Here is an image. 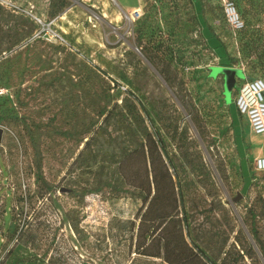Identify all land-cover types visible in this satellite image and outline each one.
I'll list each match as a JSON object with an SVG mask.
<instances>
[{
	"label": "rangeland",
	"instance_id": "rangeland-1",
	"mask_svg": "<svg viewBox=\"0 0 264 264\" xmlns=\"http://www.w3.org/2000/svg\"><path fill=\"white\" fill-rule=\"evenodd\" d=\"M232 1L243 32L215 0H144L135 20L125 6L137 0H69L52 18L50 0H0V264H168L141 254L161 248L149 236L137 249L151 197L147 137L161 138L172 179L181 178L186 221L171 229L213 264L242 263L232 244L236 235L253 244L264 134L233 100L244 80L264 78V0ZM31 6L68 46L32 39ZM227 62L241 73L225 95L212 68ZM38 166L51 186L42 197ZM256 223L264 231V219ZM153 226L144 222L143 235Z\"/></svg>",
	"mask_w": 264,
	"mask_h": 264
},
{
	"label": "trees",
	"instance_id": "trees-1",
	"mask_svg": "<svg viewBox=\"0 0 264 264\" xmlns=\"http://www.w3.org/2000/svg\"><path fill=\"white\" fill-rule=\"evenodd\" d=\"M69 4V0H50L49 8L51 18L55 17L57 14H60V12H62L66 7H68ZM245 30L246 26L244 24V28L239 32H243ZM227 58L230 62L234 60L232 57L229 56ZM228 63L229 62L221 65L230 66ZM105 113V110H103L101 115H104ZM165 131L168 132V129H166ZM145 141L146 142L142 148L144 159L146 162L147 155L150 160L149 172L146 167L145 169L147 171V174L152 175V182L149 183V190L148 194L145 196V200L146 198L148 200L149 194L151 197L149 198L148 205L146 206L144 212L141 214L140 217V222L138 226L139 234L137 235L136 240L137 249L143 247V245L141 244L142 238H144V236H149L151 239L150 243L156 240L161 245V248L153 254H147L144 251H142L141 254L162 258L168 264H213L209 260V258L201 251V249L198 248L195 244H188L184 242L183 235L180 230L174 231L171 229L170 224H174V222L176 224L177 221L178 223L186 221L184 209L181 208L180 210H178V207L180 206V204H182L181 194L177 189V187L180 186L181 178L178 176V173L174 172L173 175L175 176L176 182L173 181L172 174L169 172V166L172 161L169 158V163L165 162L164 158L162 157V155L168 154L166 152V145L161 141V138L158 137L157 140H154V138L147 137ZM154 154H156V159L154 157ZM79 155L80 153L78 154V156ZM78 156L76 159H78ZM156 161L158 165L162 166L161 176L163 177V181L158 179V176L156 174ZM34 175L35 182L39 188L37 197H42L49 193L51 186L44 178L42 170L39 166L37 167V170ZM152 186L153 194L151 195ZM165 186V189H168V191L161 195V188ZM89 191L90 190L87 188H82L83 195H86L87 193H89ZM158 201H162L164 205L160 206L158 212L151 214L150 208H152V206ZM253 207L254 208H251L249 210L251 218L249 231L253 244L249 243L244 237L240 238L238 235H236L235 237V242L233 243L234 245L232 244L233 248H235L236 246L238 247L236 253L239 256V261L242 262L241 264H264V231H262V228L256 223L257 219H264V206ZM182 213L183 216L182 218H180V215ZM146 221L154 223L155 226H153L150 233H147L146 231L143 235L144 231H142V224ZM181 241L183 242V249L177 247V242ZM228 256L229 253L227 251L223 258V262H225V259ZM245 259H248L249 263H246Z\"/></svg>",
	"mask_w": 264,
	"mask_h": 264
},
{
	"label": "built area",
	"instance_id": "built-area-1",
	"mask_svg": "<svg viewBox=\"0 0 264 264\" xmlns=\"http://www.w3.org/2000/svg\"><path fill=\"white\" fill-rule=\"evenodd\" d=\"M221 7L225 20L233 32H238L244 28V21L241 18L232 0H215ZM33 6L26 13L31 17L36 29L32 34V39H44L49 42H57L66 45L62 35L54 28V19L45 20L32 14ZM144 0H138V6L132 10L131 19L143 17ZM233 103L237 111L246 116L250 130L253 134H264V78H253L244 80L238 88ZM254 169L264 172V153L254 158Z\"/></svg>",
	"mask_w": 264,
	"mask_h": 264
},
{
	"label": "water",
	"instance_id": "water-1",
	"mask_svg": "<svg viewBox=\"0 0 264 264\" xmlns=\"http://www.w3.org/2000/svg\"><path fill=\"white\" fill-rule=\"evenodd\" d=\"M222 72L224 74V93L225 95H228L229 92L234 87L235 84V78L238 77L241 73V69L235 68V67H229V66H217L212 68V72ZM214 74V73H212ZM3 130L0 128V139H1V134ZM237 199V198H236Z\"/></svg>",
	"mask_w": 264,
	"mask_h": 264
},
{
	"label": "crops",
	"instance_id": "crops-1",
	"mask_svg": "<svg viewBox=\"0 0 264 264\" xmlns=\"http://www.w3.org/2000/svg\"><path fill=\"white\" fill-rule=\"evenodd\" d=\"M137 2H138V0H137ZM125 7H126V10L130 12V11L134 10L137 6H136V5H133V4L131 5V4L127 3ZM111 10H112L116 15H119V14H120V13L117 12L114 8H111ZM122 13H123V11H122Z\"/></svg>",
	"mask_w": 264,
	"mask_h": 264
}]
</instances>
